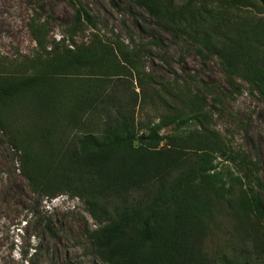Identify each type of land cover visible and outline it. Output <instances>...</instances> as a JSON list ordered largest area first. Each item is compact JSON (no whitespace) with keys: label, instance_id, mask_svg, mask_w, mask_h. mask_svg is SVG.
<instances>
[{"label":"trees","instance_id":"16d2710c","mask_svg":"<svg viewBox=\"0 0 264 264\" xmlns=\"http://www.w3.org/2000/svg\"><path fill=\"white\" fill-rule=\"evenodd\" d=\"M132 1L195 43L204 58L217 56L230 83L242 79L252 92L264 95V0H213L219 4L214 7L207 0L183 5ZM73 6L77 23L95 24L80 0ZM254 10L258 16L250 14ZM30 30L44 46L46 25L33 20ZM113 50L70 51L11 81L0 71V128L13 130L9 110L23 95L35 98L45 116L65 101L73 72H110L114 64L106 57ZM111 82L106 76L87 82L92 88L73 104L55 152L45 149L41 159L26 152L23 173L33 190L49 198L61 190L79 197L96 225L86 233L108 264H251L264 256V183L256 179L254 186H245L232 168L220 164L218 159L231 157L218 134L199 121L193 105L161 115L157 122H139L137 98L118 96ZM181 130L187 134L168 133ZM12 145L18 149L19 140L14 138ZM227 222L240 238L231 257L213 245ZM31 249L35 253L22 251L25 259L38 254V248Z\"/></svg>","mask_w":264,"mask_h":264},{"label":"rangeland","instance_id":"374dc122","mask_svg":"<svg viewBox=\"0 0 264 264\" xmlns=\"http://www.w3.org/2000/svg\"><path fill=\"white\" fill-rule=\"evenodd\" d=\"M80 1L94 25L76 22L75 0H0V71L8 81L32 75L70 51L98 54L114 49L106 57L109 65L111 59L114 64L110 72L104 68L95 73L84 68L73 72L66 81L65 101L57 102L45 116L36 99L27 95L15 107L7 104L13 106L8 118L13 130L0 128V264H54L57 260L108 264L95 253L86 233V228H96L86 204L66 190L55 198L38 194L23 173L26 152L37 159L45 149L55 152L66 118L73 104L88 95L91 79L106 76L118 96L137 98L139 122H157L161 115L193 105L199 121L218 134L231 157L218 159L220 164L232 168L245 186H254L256 179L264 183L263 94L252 92L242 79L230 83L217 56L204 58L195 43L165 28L132 0ZM187 1L175 0V4ZM205 3L219 5L213 0ZM250 14L258 16L255 10ZM33 20L49 29L44 46L31 33ZM168 133L187 134L185 130ZM14 138L19 140L18 149L12 145ZM50 168L54 174V165ZM261 195L264 199V190ZM47 222L51 225L45 228ZM227 223L213 238V245L231 257L239 250L240 238ZM31 248H38V254L25 259L24 251L35 253ZM251 264H264V256Z\"/></svg>","mask_w":264,"mask_h":264}]
</instances>
